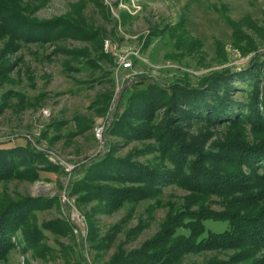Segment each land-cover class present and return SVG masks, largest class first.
<instances>
[{"label": "trees", "instance_id": "obj_1", "mask_svg": "<svg viewBox=\"0 0 264 264\" xmlns=\"http://www.w3.org/2000/svg\"><path fill=\"white\" fill-rule=\"evenodd\" d=\"M42 2L0 0V87L13 82L15 70L16 77L24 71L22 56L15 60L14 55L30 46L50 45L54 54L69 57L66 63L90 54L88 49L84 53L60 46L69 38L79 37L102 51L106 31L88 21L87 4L117 29L104 0L79 1L65 16L51 20L35 16ZM246 26L259 32L255 23ZM230 27L238 52L242 56L255 52L240 69L226 68L195 82L186 73L166 84L138 78L124 90L113 113L115 85L108 79L106 89L92 102L97 117H113L105 132V153L75 170L79 177L72 185L81 201L98 202L93 213L150 201L151 210H166L153 237L132 250L121 243L105 264H184L187 257L208 252L215 256L202 264H264V53L256 52V41L242 25ZM166 35L177 38L184 33L175 26ZM102 56L112 64L113 57ZM11 99L16 103L7 102L5 110L20 113L31 107L19 93H10ZM87 118L74 116L76 130L93 125ZM7 143L0 141V261L16 244L39 246L42 230L29 214L35 200L13 199L5 186L39 180V166L47 155L29 142ZM123 147L130 149L117 155ZM178 190L184 195H175ZM168 191L172 193L163 201ZM140 221L142 227L124 233L127 239L146 227ZM207 222L226 227L214 232ZM119 232L115 225L109 243Z\"/></svg>", "mask_w": 264, "mask_h": 264}, {"label": "rangeland", "instance_id": "obj_2", "mask_svg": "<svg viewBox=\"0 0 264 264\" xmlns=\"http://www.w3.org/2000/svg\"><path fill=\"white\" fill-rule=\"evenodd\" d=\"M79 1L45 0L35 16L40 20L63 17ZM104 5L111 20L118 22L116 30L91 4L84 11L90 23L106 31L102 51L79 37L69 38L60 46L84 53L88 49L90 54L66 63L69 57L54 54L50 45L30 46L14 55L15 60L22 56L24 71L16 77L19 70H15L10 76L13 82L0 87V110L4 109L0 115V141H9V146L29 142L47 154L39 166V180L5 186L13 199L30 196L35 200L29 214L42 230L39 246L34 249L16 244L0 264H105L121 243L125 250H132L157 232L166 210H151L153 201L125 205L112 213H93L98 202L81 201L79 190L72 185L79 177L76 168L106 151L105 132L113 116L97 117L91 107L96 95L108 86V79H113L115 85L110 108L113 113L124 90L138 78L166 84L186 73L195 82L210 73L247 65L255 52L246 56L238 52L231 24L242 25L256 41V52L264 53V0H104ZM252 23L259 32L246 26ZM175 26H180L184 35L170 38L166 33ZM103 54L113 57L112 64ZM121 58L130 67H124ZM10 93L23 95L31 107L20 113L5 110L7 102L16 103V99L8 100ZM76 114L92 118L93 125L83 132L76 130ZM129 149L120 148L117 155ZM170 193L163 195V201ZM174 194L184 195L179 190ZM213 208L219 210L216 205ZM140 220L146 227L127 239L124 233L140 228ZM115 225L121 232L109 243ZM206 227L221 232L226 224L207 222ZM14 237L19 241L18 236ZM213 256L210 252L192 255L184 264H202Z\"/></svg>", "mask_w": 264, "mask_h": 264}, {"label": "built area", "instance_id": "obj_3", "mask_svg": "<svg viewBox=\"0 0 264 264\" xmlns=\"http://www.w3.org/2000/svg\"><path fill=\"white\" fill-rule=\"evenodd\" d=\"M106 45H107V43H106ZM106 45H105V47H106ZM107 48V47H106ZM121 64L124 66V67H130V63H128L127 61H125L124 60V58H121ZM98 132V135H100V133H101V129H99V131H97Z\"/></svg>", "mask_w": 264, "mask_h": 264}]
</instances>
